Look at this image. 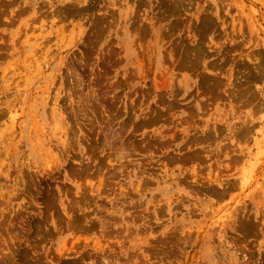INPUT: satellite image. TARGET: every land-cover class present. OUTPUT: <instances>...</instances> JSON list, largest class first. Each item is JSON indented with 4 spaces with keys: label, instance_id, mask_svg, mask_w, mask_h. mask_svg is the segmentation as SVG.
<instances>
[{
    "label": "rangeland",
    "instance_id": "rangeland-1",
    "mask_svg": "<svg viewBox=\"0 0 264 264\" xmlns=\"http://www.w3.org/2000/svg\"><path fill=\"white\" fill-rule=\"evenodd\" d=\"M0 264H264V0H0Z\"/></svg>",
    "mask_w": 264,
    "mask_h": 264
}]
</instances>
